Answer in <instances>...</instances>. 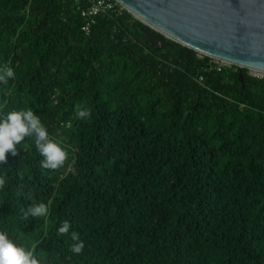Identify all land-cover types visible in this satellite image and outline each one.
<instances>
[{"label": "trees", "instance_id": "16d2710c", "mask_svg": "<svg viewBox=\"0 0 264 264\" xmlns=\"http://www.w3.org/2000/svg\"><path fill=\"white\" fill-rule=\"evenodd\" d=\"M84 25L72 0H0V115L33 110L68 151L58 169L35 137L8 153L0 230L44 264H264V78L156 50L127 10Z\"/></svg>", "mask_w": 264, "mask_h": 264}, {"label": "water", "instance_id": "95a60500", "mask_svg": "<svg viewBox=\"0 0 264 264\" xmlns=\"http://www.w3.org/2000/svg\"><path fill=\"white\" fill-rule=\"evenodd\" d=\"M143 23L156 50L175 44L264 72V0H116Z\"/></svg>", "mask_w": 264, "mask_h": 264}, {"label": "clouds", "instance_id": "9594fccd", "mask_svg": "<svg viewBox=\"0 0 264 264\" xmlns=\"http://www.w3.org/2000/svg\"><path fill=\"white\" fill-rule=\"evenodd\" d=\"M14 78L15 72L12 67L7 65L0 67V83L7 84ZM77 109V116L80 119L90 118L92 115L88 108L77 106ZM26 137H35L36 149L43 157L42 168L58 169L64 164L68 156L67 146L50 136L39 115L31 109H14L0 115V165L7 162L9 152L12 155L17 154L16 146ZM7 180V176L0 173V190L6 187ZM49 212L48 204H35L27 208L22 218L24 220H28L29 217L47 218ZM70 229L71 224L66 220L59 227L58 233L61 236L70 233L72 241L70 251L77 255L82 254L85 243L78 232H70ZM0 264H44V261L19 238H14L8 231L0 230Z\"/></svg>", "mask_w": 264, "mask_h": 264}, {"label": "built area", "instance_id": "2783aa9c", "mask_svg": "<svg viewBox=\"0 0 264 264\" xmlns=\"http://www.w3.org/2000/svg\"><path fill=\"white\" fill-rule=\"evenodd\" d=\"M76 2L82 11V17L85 19V25L83 26V31L87 34L90 33L92 27L97 23V20L101 16H108L117 13H123L125 8L116 0H72ZM201 56V55H200ZM211 63L216 64L218 69L229 65L224 61L216 58H210ZM251 75L254 77L264 78L263 75H255L250 71Z\"/></svg>", "mask_w": 264, "mask_h": 264}, {"label": "bare ground", "instance_id": "6f19581e", "mask_svg": "<svg viewBox=\"0 0 264 264\" xmlns=\"http://www.w3.org/2000/svg\"><path fill=\"white\" fill-rule=\"evenodd\" d=\"M226 63L229 65H232L231 63H228V62H226ZM251 72L254 73L255 75H264V72L256 70V69H252Z\"/></svg>", "mask_w": 264, "mask_h": 264}, {"label": "rangeland", "instance_id": "374dc122", "mask_svg": "<svg viewBox=\"0 0 264 264\" xmlns=\"http://www.w3.org/2000/svg\"><path fill=\"white\" fill-rule=\"evenodd\" d=\"M126 10V9H125ZM254 74V73H253ZM261 76V75H260ZM264 76V75H263Z\"/></svg>", "mask_w": 264, "mask_h": 264}]
</instances>
